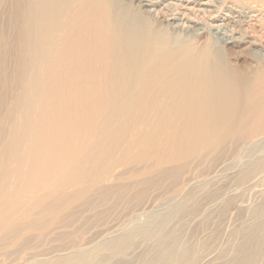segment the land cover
<instances>
[{
	"label": "bare ground",
	"instance_id": "obj_1",
	"mask_svg": "<svg viewBox=\"0 0 264 264\" xmlns=\"http://www.w3.org/2000/svg\"><path fill=\"white\" fill-rule=\"evenodd\" d=\"M0 13V242L80 189L81 169H102L131 133L130 110H141L173 136L203 143L204 155L246 134L201 187L206 205L193 217L222 213L221 189H209L222 180L240 198L253 193L239 237L227 250L182 243V215L202 195L193 182L142 204V193L125 190L137 205L122 225L25 264H264V0H0ZM198 26L230 33L227 57L242 48L259 63L230 65L208 41L173 44L169 29ZM219 234L216 225L214 241Z\"/></svg>",
	"mask_w": 264,
	"mask_h": 264
},
{
	"label": "rangeland",
	"instance_id": "obj_2",
	"mask_svg": "<svg viewBox=\"0 0 264 264\" xmlns=\"http://www.w3.org/2000/svg\"><path fill=\"white\" fill-rule=\"evenodd\" d=\"M0 17L1 22L5 17L1 13ZM168 31L175 45L177 41L187 40L192 43L191 45L201 48L208 41L230 65L237 63L255 65L260 61L257 51L242 48L234 49L233 54L227 57L221 49L223 43L230 41V33L226 30L198 26L193 31L184 28ZM11 65L12 62L6 66ZM8 98L6 96L4 100ZM130 114L126 121L130 123L132 130L131 133H125L126 143L122 144V149L116 154H108V160L100 170L81 169L79 173L83 176L84 183L80 189H73L79 190L78 193L70 191L60 197L52 203L46 213L33 217V222L27 215L20 223L21 227L11 234V238L0 242V264H25L28 255H43L62 246L82 249L97 233L122 225L128 220L129 208L137 204H129L130 197L122 195L125 190H132L129 191L131 195L136 192L142 193L143 196L138 202L142 204L156 196L164 198L182 190L186 191L187 185L191 182L193 184L189 187L198 189L202 195L196 199V211L189 209L182 215L183 222L180 224L182 243L188 239L199 243L211 242L207 250L216 246L227 250L229 244L239 237L248 218L247 208L253 202V193L250 197L247 195L240 198L238 194H233L234 185H228L222 180L217 183V187H209L210 190L221 189L220 192L215 191L221 194L222 200L215 207L219 206L222 213H216L215 218L212 217V221L207 223H201L204 211L198 214L197 218L193 217L196 215L195 212L202 211L206 205L207 196L201 192V187L209 180L210 174L218 164L236 154L235 148L246 138V134L242 132L235 136L229 135L214 150L204 155L201 152L203 143L196 141L197 143L193 144L195 140L173 136L166 124H152L154 112L149 114L147 111L130 110ZM141 120H144L143 127L138 128ZM215 142L218 143L217 140ZM241 154L244 156L245 152H241L240 157ZM94 180L97 182L91 185ZM262 180L258 189H264V183L261 185V182H264ZM56 193L54 194L57 195ZM248 203L250 204L247 205ZM187 208H191V205ZM27 222L32 223L33 229L22 232ZM216 225L220 228V234L214 241L213 231ZM147 244L150 243L147 242L136 250L142 251ZM130 252L132 249L127 253ZM128 257L127 255V261Z\"/></svg>",
	"mask_w": 264,
	"mask_h": 264
}]
</instances>
